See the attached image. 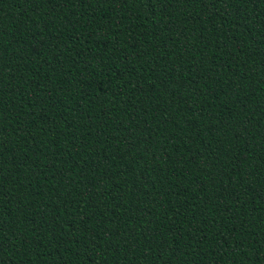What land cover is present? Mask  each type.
<instances>
[{"label": "trees", "instance_id": "16d2710c", "mask_svg": "<svg viewBox=\"0 0 264 264\" xmlns=\"http://www.w3.org/2000/svg\"><path fill=\"white\" fill-rule=\"evenodd\" d=\"M0 264H264V0H0Z\"/></svg>", "mask_w": 264, "mask_h": 264}]
</instances>
